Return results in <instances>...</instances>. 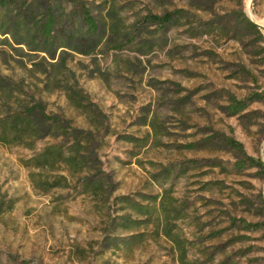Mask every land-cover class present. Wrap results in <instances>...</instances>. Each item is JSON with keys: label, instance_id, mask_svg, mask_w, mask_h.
<instances>
[{"label": "rangeland", "instance_id": "rangeland-1", "mask_svg": "<svg viewBox=\"0 0 264 264\" xmlns=\"http://www.w3.org/2000/svg\"><path fill=\"white\" fill-rule=\"evenodd\" d=\"M263 93L264 0L0 2V264H264Z\"/></svg>", "mask_w": 264, "mask_h": 264}, {"label": "trees", "instance_id": "trees-1", "mask_svg": "<svg viewBox=\"0 0 264 264\" xmlns=\"http://www.w3.org/2000/svg\"><path fill=\"white\" fill-rule=\"evenodd\" d=\"M15 0H0V2L4 5V6H6L7 5V3H13ZM85 14H86V16L84 17V21L86 22V24L88 25V29L90 30V31H92V30H94L95 29V25H94V23L90 20V18L87 16V13L85 12ZM242 19H243V29L244 30H246V31H249V32H251V31H255L256 32V30H257V26L254 24V23H252L251 21H249L245 16H242ZM165 20V17H161V18H156V17H154V21H164ZM50 29H51V24H50V22H48L47 24H46V26L44 27V33L45 34H49V32H50ZM254 97H256V99H260V100H263L264 99V93L263 94H261V95H255ZM248 99H252V100H254L253 98H248ZM247 99V100H248ZM247 100H243V101H236V100H232V102H231V104H230V106L228 107V109H229V114L230 115H232V116H235V115H237V114H239V113H241V112H243L246 108H247V103H246V101ZM227 144H228V146L231 148V149H233V150H235V151H237V152H239V153H242L243 152V149H242V145L241 144H239L238 142H236V141H234V140H232V139H229V140H227ZM249 160V159H248ZM244 167V161H242V162H236L235 163V168L237 169V170H241L242 168ZM245 227H249V228H253L254 226L253 225H248V226H245Z\"/></svg>", "mask_w": 264, "mask_h": 264}]
</instances>
